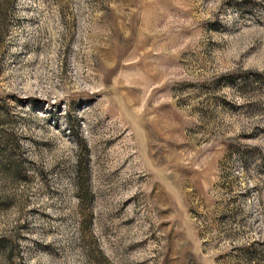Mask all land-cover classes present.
Segmentation results:
<instances>
[{"label":"rangeland","instance_id":"374dc122","mask_svg":"<svg viewBox=\"0 0 264 264\" xmlns=\"http://www.w3.org/2000/svg\"><path fill=\"white\" fill-rule=\"evenodd\" d=\"M0 264H264V0H0Z\"/></svg>","mask_w":264,"mask_h":264}]
</instances>
